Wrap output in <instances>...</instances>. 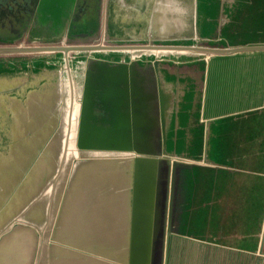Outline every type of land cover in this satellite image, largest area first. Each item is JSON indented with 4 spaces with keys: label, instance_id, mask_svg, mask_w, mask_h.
<instances>
[{
    "label": "water",
    "instance_id": "1",
    "mask_svg": "<svg viewBox=\"0 0 264 264\" xmlns=\"http://www.w3.org/2000/svg\"><path fill=\"white\" fill-rule=\"evenodd\" d=\"M165 2L146 41L107 43L105 4L94 37H33L50 12L38 3L35 25L0 39V78L59 67L12 97L13 134L0 130V264H206L217 249L264 264V0Z\"/></svg>",
    "mask_w": 264,
    "mask_h": 264
},
{
    "label": "flooded vegetation",
    "instance_id": "2",
    "mask_svg": "<svg viewBox=\"0 0 264 264\" xmlns=\"http://www.w3.org/2000/svg\"><path fill=\"white\" fill-rule=\"evenodd\" d=\"M137 1H141L144 4L142 5L143 9L145 8V10L147 11L149 8L147 3L149 4L152 0H137ZM37 3L41 6L47 5L50 11L47 14V18L45 19L43 18L44 22L46 23L45 24L43 23L44 25L39 24V26L36 27L32 32V35H37L36 34L37 30H43L45 31V33H43V35H37V37L44 38L49 36L61 37L68 31L70 33L79 31V29H81V26L78 27V24L82 22V19L84 20V18L87 15L92 13L94 15L97 14V9H98L97 5L99 3V0H0V39H3V37L4 38L12 37L11 39L17 38L20 35V33H22L23 31L22 25L25 22L27 23L30 21L33 22V24L35 25V23L38 21L37 16L41 14L39 12V8L36 7ZM122 8L123 9L120 10L121 12L120 20L125 19L126 22L129 21L133 22L136 20V14L135 13L130 14L131 11L128 9L127 5L123 6ZM74 27L78 29L76 30V28ZM88 30H90V27L85 26V23H83V31H88ZM53 69L58 74L59 67H55ZM19 75L24 78H27L25 77L26 75L25 73H19L18 76ZM43 84L45 83L41 82L39 84L38 83L35 84L34 86L33 85L24 86L20 91L21 95L19 94L17 96L18 97L20 96L22 100L27 99L29 95H33V97H35L34 93L36 91H39L41 87L44 88ZM13 101L15 102V100ZM12 104L13 102L11 103L10 107H12ZM95 112L99 116L103 115L104 113L99 108H96ZM0 123L2 124L0 130H4V132L8 133L9 135L10 133L13 134L12 132L13 122L12 119L10 118V115L6 113V107L4 105V101L2 98L0 100ZM0 136H2L1 132H0ZM11 140L9 141L8 137L6 136L0 140L1 161L4 159L7 160V162H12L11 159L9 158L10 156L9 149L11 148L10 146Z\"/></svg>",
    "mask_w": 264,
    "mask_h": 264
},
{
    "label": "crops",
    "instance_id": "3",
    "mask_svg": "<svg viewBox=\"0 0 264 264\" xmlns=\"http://www.w3.org/2000/svg\"><path fill=\"white\" fill-rule=\"evenodd\" d=\"M127 1V2H126ZM99 0V3L97 5V16H98V23L100 24V20L102 21V15H103V4L107 5V21H108V33L106 36V42L109 44H122L126 42H135V41H146L148 39H153V37L156 34V30L154 27V23L152 24V20H157L159 18V21H162L163 13L161 11V7L164 6L166 3L165 0H152L149 4L148 10L146 11L145 8L143 9L142 5H144L141 1L137 0ZM135 3V5H134ZM127 5L128 9L131 11L130 14H136V20L131 22H126L125 19L120 20L121 12L123 6ZM159 6V11H155V7ZM162 16V17H161ZM119 20H118V19ZM86 17L84 20L82 19V22L78 24V27L81 26V29L76 32H72L69 34L70 35H81V34H90V37H94L98 34L99 29L94 31L92 33L91 30L88 31H83V23H85V26L88 24L85 21ZM153 22H158L157 21ZM120 22V24H119ZM87 24V25H86ZM166 25V23H165ZM71 26V25H70ZM88 27V26H87ZM76 28V27H74ZM35 29V28H34ZM33 29V30H34ZM78 28H76L77 30ZM128 31V32H126ZM124 32V33H123ZM45 31L43 30H37L36 34L37 35H43ZM21 35V33H20ZM19 35V36H20ZM37 35H33L36 36ZM18 36V37H19ZM7 37V36H6ZM8 39H11L12 37H7ZM44 38H54V37H44ZM59 74L52 69V70H46L43 69L41 74H37L35 77L31 75H28L27 78H24L22 76H10L9 79L8 77H2L0 78V89L1 88H6V91H1L0 92V97L4 101V105L6 107V113L8 115L10 114V102H13V98L17 95L20 94V91L22 87L24 86H31L35 84H39L41 82L45 83V85H50L52 82H55L58 80ZM38 80V82H37ZM37 82V83H36ZM27 83V84H26ZM32 86V88H33ZM29 88V87H28ZM42 88V87H41ZM40 88V89H41ZM39 90V89H38ZM40 91V90H39ZM37 92V91H36ZM21 95V94H20ZM11 96V97H10ZM262 97V96H261ZM0 98V100H1ZM264 108L261 106V110H258V113H256V126L257 128H260L259 130L261 132L264 131V123H263V118H264ZM258 116H259V122H258ZM242 131L245 132L247 127H248V116L246 118H242ZM258 131V129H256ZM263 135V137H262ZM261 136H255V141L253 142L254 145H256L257 151H256V156H257V166L263 162V154H264V134ZM243 146H246L245 143H242ZM241 147V143H240ZM264 164V163H263Z\"/></svg>",
    "mask_w": 264,
    "mask_h": 264
},
{
    "label": "rangeland",
    "instance_id": "4",
    "mask_svg": "<svg viewBox=\"0 0 264 264\" xmlns=\"http://www.w3.org/2000/svg\"><path fill=\"white\" fill-rule=\"evenodd\" d=\"M201 9H202V6H201ZM213 15H214V11L212 13H210L209 15H207V14L204 15V13H203V16L201 17V21H200V31L199 32H200L201 36L205 35L206 39L209 38L210 40H215V39H213V37L214 36H219V33L216 30L214 31V26L210 25V23H211L210 20H211V18H213ZM85 21L88 24V25L87 24L86 25L88 27H90V30L92 31V33L94 31L98 30V29L100 30V24L98 23V16L97 15H94L93 13L89 14V15L86 16ZM252 24L253 23L251 22V19L250 20L248 19V20H246L244 22L239 23L238 25H234V27L231 29L232 31H231V35H230L232 40L235 38L236 31H242V32H246V33H249V34L252 33ZM213 32H215V35H214ZM224 37H225V42H226V38H227L226 31H225ZM12 68H13V66H12ZM17 73H20V72H17ZM189 73L190 72H184V74H188V75H189ZM195 74H196V71H195ZM28 75L29 74H26L25 77H27ZM200 88H202V86H200ZM169 89H170V87H168L167 90L170 91ZM107 166H109V165H107ZM110 169H111V167H110ZM25 184H27V183H25ZM24 192H25V189H22V191L20 190L19 193H18L20 195V197H22V201L21 202H23L24 197H28L29 196V193H24ZM19 207H21V204L19 205ZM40 217L41 216L38 215L37 212L33 213L34 220L37 219V218L39 219ZM14 244H15V242L12 241V243H10V247L9 248L11 249L12 247H14ZM20 253H21V250H20ZM6 263L10 264L11 262L8 259H5V260L1 261V264H6Z\"/></svg>",
    "mask_w": 264,
    "mask_h": 264
},
{
    "label": "trees",
    "instance_id": "5",
    "mask_svg": "<svg viewBox=\"0 0 264 264\" xmlns=\"http://www.w3.org/2000/svg\"><path fill=\"white\" fill-rule=\"evenodd\" d=\"M230 254L222 250H206L201 256V262L205 261L206 264H230Z\"/></svg>",
    "mask_w": 264,
    "mask_h": 264
}]
</instances>
